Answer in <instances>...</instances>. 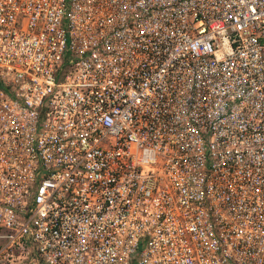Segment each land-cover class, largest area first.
Returning <instances> with one entry per match:
<instances>
[{
  "label": "built area",
  "instance_id": "2783aa9c",
  "mask_svg": "<svg viewBox=\"0 0 264 264\" xmlns=\"http://www.w3.org/2000/svg\"><path fill=\"white\" fill-rule=\"evenodd\" d=\"M0 264H264V0H0Z\"/></svg>",
  "mask_w": 264,
  "mask_h": 264
}]
</instances>
